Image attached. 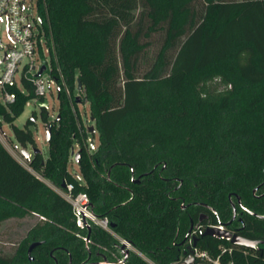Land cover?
<instances>
[{
	"label": "trees",
	"instance_id": "trees-1",
	"mask_svg": "<svg viewBox=\"0 0 264 264\" xmlns=\"http://www.w3.org/2000/svg\"><path fill=\"white\" fill-rule=\"evenodd\" d=\"M37 7L59 118L41 110L52 126L46 158L31 130L37 115L24 128L14 124L36 99L34 85L23 80L10 89L16 101L0 103V127L9 124L18 144L36 150L24 155L25 166L0 140V226L42 219L11 256L0 251V264H120L117 237L77 227L60 193L67 184L87 193L94 214L145 257L131 252L126 264L174 263L191 220L202 212L213 225L232 219L229 197L255 214H244L239 234L264 241V0H37ZM78 79L99 133L95 152L75 102ZM75 141L80 178L68 171ZM34 242L42 244L29 256ZM220 245L232 246L198 242L213 253ZM234 250L236 264H264V252Z\"/></svg>",
	"mask_w": 264,
	"mask_h": 264
},
{
	"label": "built area",
	"instance_id": "built-area-1",
	"mask_svg": "<svg viewBox=\"0 0 264 264\" xmlns=\"http://www.w3.org/2000/svg\"><path fill=\"white\" fill-rule=\"evenodd\" d=\"M26 2L27 0H0V67H3L0 74L3 100L0 103L4 105L13 104L16 101L17 95L10 89L15 87L22 89L23 80L34 85L36 95L34 100L36 102L46 100L44 74L48 73L47 69L40 77H37V73L43 65H46L45 61L47 60L42 62L35 76L32 75V72L37 69L34 62L38 54L43 56L44 46H47L49 53V47L38 17H33ZM53 82L57 84L54 80ZM48 87L50 89V83H48ZM73 191L74 185L67 184L66 191L60 193L71 204L78 228L89 230L94 225L117 237L120 241L121 258L118 259L120 264H126L128 256H125V251H128L129 254L135 252L145 258L129 241L115 234L107 218H101L94 214L87 193L74 194ZM207 228L225 230L223 225L208 224L204 226L202 232ZM193 237L195 236L190 237L188 242V247L192 248V252L186 249L172 264H236L234 261L235 245L231 243L232 246L220 245L213 253L198 247V243L194 247ZM196 237H200V235ZM122 246H125V249H122ZM190 260L191 263H189Z\"/></svg>",
	"mask_w": 264,
	"mask_h": 264
},
{
	"label": "rangeland",
	"instance_id": "rangeland-1",
	"mask_svg": "<svg viewBox=\"0 0 264 264\" xmlns=\"http://www.w3.org/2000/svg\"><path fill=\"white\" fill-rule=\"evenodd\" d=\"M27 6L29 7V12L33 15L34 18L38 17V7H37V0H27ZM155 43L153 48L150 49L148 53V61L152 60L157 53V50L160 45L161 37L156 35L154 37ZM49 61L50 56L47 50V46H44L43 49V56L38 54L35 59V66L37 67L36 70L32 72V75L35 76L39 67L41 66L43 61ZM3 67H0V74ZM44 80L46 82V96L45 99L48 101V113H49V120L53 121L59 114L60 111V100L58 99V91H57V84L53 82L52 77L48 74H44ZM217 82V81H216ZM48 83H50V89L48 87ZM219 83V82H217ZM74 96H79L81 98V103L77 104V108L79 114L81 116V120L83 124L87 127L93 126L94 122L91 120V108L90 103L85 100L83 91L76 90ZM3 100V94L0 87V101ZM37 115L36 124L31 126V130L34 134L37 149L40 150L44 156L47 158L49 155V144L46 140V131L45 126L41 118V109L37 106L35 100H30L25 108L23 114L15 121V125L24 128L27 121L32 119L33 114ZM0 140L5 145V147L10 151V153L16 157L22 164L27 166L26 159L24 155H22V150H25L33 156L34 149L32 146L28 145L26 148H23L20 144H18L13 136L11 127L9 124L2 123V127H0ZM89 146L91 142L94 143L95 149H91V152H95L100 144L99 133L96 131L94 134L89 133ZM74 152L77 153L80 148L77 141L73 144ZM68 171L69 173L76 177L80 178V170L78 163L75 161V158L71 154L70 160L68 163ZM41 219V217L37 215H29L24 219H9L4 221L0 226V251L4 255L11 256L16 248L18 247L19 243L24 239L28 233V231Z\"/></svg>",
	"mask_w": 264,
	"mask_h": 264
},
{
	"label": "water",
	"instance_id": "water-1",
	"mask_svg": "<svg viewBox=\"0 0 264 264\" xmlns=\"http://www.w3.org/2000/svg\"><path fill=\"white\" fill-rule=\"evenodd\" d=\"M46 65H43L41 67V70L37 73V77H40L45 71H46ZM77 90L81 91L82 90V85L80 80H77ZM57 91H60V88H57ZM75 102L76 104H80L81 103V98L79 96H76L75 98ZM37 106L42 110L44 108H48V101H37L36 102ZM59 118V116L57 117ZM91 120L94 121V118L91 117ZM45 131H46V140L49 141L51 138V133H52V126L51 125H46L45 126ZM87 131L88 133H92L94 134L96 132V128L95 126H89L87 127ZM91 149H95L94 147V143L91 142L90 144ZM34 153H36V150L34 151ZM22 154L25 155L26 158L30 157V154L28 152H26L25 150H22ZM71 154L74 155L75 161L77 163H79V158L81 156V150H79L77 153L74 152V149L72 148ZM136 182H139V179L136 180ZM257 191V188L254 190V192ZM238 200H240V198H238ZM205 219L204 215H201L199 218V223H201L203 220ZM113 226V225H112ZM192 229V228H191ZM191 231L188 233L187 237L185 238L186 240L189 238ZM203 237H212L214 239H218V240H225L230 242L232 245L238 246V247H244V248H249V249H254V250H258V246L259 245H264V241H253L247 238H244L240 235L237 234H233L230 231L227 230H220L218 228H207L204 232H201L200 237H193V246L195 247L197 245V243L199 242V240ZM42 242H34L31 244V246L29 247L28 250V254L29 256L31 255V252L33 251V249H35L37 246L41 245ZM122 249H125V246H122ZM187 250H190L192 252V248L188 247ZM129 255L128 251H125V256L127 257ZM32 259V258H31ZM192 261L190 260L189 263H191ZM109 262L105 259L102 263L99 264H108ZM89 264H97V263H89Z\"/></svg>",
	"mask_w": 264,
	"mask_h": 264
},
{
	"label": "flooded vegetation",
	"instance_id": "flooded-vegetation-1",
	"mask_svg": "<svg viewBox=\"0 0 264 264\" xmlns=\"http://www.w3.org/2000/svg\"><path fill=\"white\" fill-rule=\"evenodd\" d=\"M256 192H254V194H256ZM262 195H264V194H262ZM229 200H230L231 207H232V219L228 222L219 221V223L217 225H223L225 227V230L230 231L233 234L240 235L239 233H241L245 229V222L243 220L244 214L245 213L252 214V215H255V214L251 210H249L247 207H245L240 200L237 199V203L232 201V197H229ZM202 207H204L208 212L217 216V212L214 208H212L206 204H202ZM201 215H204L205 219L201 223H199V219L197 222H195L194 220H191V226H190V230H189V232L191 231L190 236L187 240L184 239V241L179 244V247L183 252L188 248V242H189L190 237H192V236L196 237L197 235H200L204 226H206L208 224H212V222L210 220L211 219L210 214L202 212L200 214V216ZM200 216H199V218H200ZM256 251L263 253L264 252V245H262V244L259 245L258 250H256ZM105 259L106 258H104V260ZM91 263H94V262H91ZM99 263H102V261L97 262V264H99Z\"/></svg>",
	"mask_w": 264,
	"mask_h": 264
}]
</instances>
